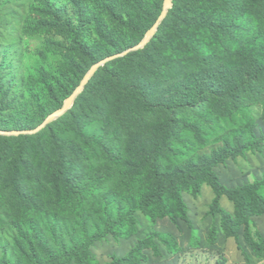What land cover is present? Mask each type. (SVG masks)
Listing matches in <instances>:
<instances>
[{
    "label": "trees",
    "instance_id": "obj_1",
    "mask_svg": "<svg viewBox=\"0 0 264 264\" xmlns=\"http://www.w3.org/2000/svg\"><path fill=\"white\" fill-rule=\"evenodd\" d=\"M72 2L75 19L69 18L60 25L67 29L63 30V34L70 47L65 48L62 46L64 43L56 41L37 52L42 59L60 54L62 59L69 62L67 75L70 79L65 82V74L57 75L46 68L39 69L36 81L28 86L22 99L24 103L20 105V110L27 111L21 122L23 130L37 129L51 114L61 109L93 65L137 46L161 16L165 0ZM41 4L47 9V14L55 18L50 0H42ZM173 4L157 34L139 51L146 57L145 61L133 63L130 58L133 54L121 58L128 60L124 67L108 71L102 82H98L95 76L85 92L110 85L131 90L127 83L136 71L156 67L168 56L181 55L182 49H186V53L194 56L198 63L209 62L214 51L227 57L235 54L240 63L247 62L246 66L242 65L245 81L233 87L221 70L215 78L188 76L173 90L171 97L160 107L164 115L174 112L164 123L160 145L153 147L150 159L144 151L139 154L143 160H147L152 173L145 183L141 182L144 180L141 177L143 172H123L118 184L107 188L104 193L102 189L105 183L113 179L116 171L84 165L79 168V161L69 160L64 149L58 146L57 165L50 185L43 188L36 184L30 186L32 173L27 180L23 177L24 169L31 171L29 163L16 159L9 173L17 208L16 215L10 221L17 233L14 250L18 257L14 264H95L91 247L105 238L110 233L108 230L116 229L117 237H128L134 231L133 213L136 210H140L152 223L156 219L170 217L167 199L175 202L181 218L187 220V206L181 194L187 192L198 196L203 184L209 186L214 194L211 214L220 216L224 237L237 240L242 229L243 240L253 255L260 258L264 254V239L256 233L260 240L257 243L250 230L254 225L253 218L264 216V179L227 188L220 183L214 171L230 159H244L248 154L261 151L262 142L253 132L255 127L246 111L244 94L250 90V70L254 64L262 71L264 81V0H173ZM73 23L78 25L76 33ZM109 64L115 65L117 62ZM254 91L259 93L257 96L264 106V91L258 88H254ZM58 94L63 96L60 101L56 100ZM215 98L219 102L218 117L230 119L225 121L220 137L216 139V142L222 143V147L214 150L211 160H207L206 155H200L197 163L193 157L198 148L196 143L179 141L172 145L171 139L182 127L195 132L199 140L197 143L202 139L200 146L205 147L208 131L216 125L212 121L203 122L200 118L213 115L211 111ZM48 99L57 101V107L36 118L34 106L41 108ZM187 109L192 110L191 115H187ZM160 148L162 152L159 155ZM116 153H110V157L113 158ZM166 154H170L175 168L163 165L161 156ZM176 182L179 184L176 185ZM222 198L232 203V212L222 208ZM86 204L88 208L80 233L75 227L65 230L64 226L53 223V218L62 209L79 212ZM101 210L103 218L96 220ZM66 233L71 234L66 239L58 235L62 237ZM154 238L169 254L179 250L171 234L157 232L140 239L124 257H113L109 264H141L147 260L145 250L161 256ZM244 258L247 260L245 255ZM0 264L10 262L2 257Z\"/></svg>",
    "mask_w": 264,
    "mask_h": 264
},
{
    "label": "rangeland",
    "instance_id": "obj_2",
    "mask_svg": "<svg viewBox=\"0 0 264 264\" xmlns=\"http://www.w3.org/2000/svg\"><path fill=\"white\" fill-rule=\"evenodd\" d=\"M41 3L42 0H0V131H26L21 129V122L27 111L20 110V105L24 103L22 99L26 89L36 81L39 69L46 68L57 75L65 74V82L70 79L67 75L69 62L62 59L60 54L42 59L37 52L56 41L64 43L62 46L65 48L70 47L63 34V30L67 29L60 25L69 18L75 19V6L72 0H50L54 18L47 14V9ZM72 27H75L76 33L78 25L73 23ZM36 30L39 32H35ZM69 31L72 33V28ZM139 51L131 53L133 63L145 61L146 57ZM186 52V49H182L181 55L168 56L156 67L136 71L127 83L131 90L111 85L91 92L84 90L67 114L37 134L0 136V258L4 257L10 264H14L18 257L14 250L17 233L10 225L17 212L16 197L12 192L9 176L16 159L29 163L31 171L24 169L23 177L27 180L30 172L32 173L30 186L36 184L43 188L50 185L49 181L57 165L58 146L64 149L69 160L79 161V168L84 165L88 168L99 167L116 171L113 179L105 183L102 189L104 193L107 188L118 184L123 172H143L141 177L144 180L141 182L145 183L152 173L147 160H143L139 154L144 151L150 159L153 147L160 145L164 136V123L174 115V112L164 115L160 107L171 97L173 90L188 76L215 78L221 70L233 87L245 81L243 66L247 62L240 63L235 54L227 57L214 51L209 62L198 63L194 56ZM120 59L112 61L117 62L115 65H110L112 62H109L108 66L99 69L96 77L94 76L97 81H104L108 71L127 64L128 60ZM250 71V90L245 92L244 98L246 111L254 123L253 132L262 142L261 151L248 154L244 159H230L225 165L214 169L220 183L227 188H236L264 179V106L257 96L259 93L254 91V88L264 91V81L257 64ZM62 97V94H58L56 100L60 101ZM57 101L48 99L41 108L34 106L36 118L55 110ZM218 103L215 98L211 117L206 115L200 118L203 122L212 121L216 125L208 131L205 147L200 146L202 139L197 143L199 140L195 132L182 127L171 139L172 145L179 141L196 143L198 148L193 157L197 163L200 155H206L207 160H211L214 150L222 147V143L216 142V139H219L220 130L230 118L218 117ZM186 111L187 115H191V109ZM113 152L117 153L111 158L110 153ZM161 152L160 148L158 154ZM169 156L170 154L161 156L163 165L175 168ZM171 173L172 171L169 174ZM181 195L187 206V220L181 218L175 202L170 199L166 200L170 217L156 219L154 223L140 210H136L133 213L134 231L128 237H117V230L113 229L108 230L110 233L105 238L94 243L91 253L95 264H109L113 257H124L140 239L157 232L171 234L179 250L169 254L158 239L154 238L161 256L145 250L147 260L141 264H264V254L260 258L253 255L243 240L242 229L237 240L224 237L220 228V216L211 214L214 194L209 186L203 184L198 196L187 192ZM87 204L79 212L62 209L53 218V223L64 226L65 230L75 227L80 233ZM220 205L229 212L233 211L232 203L226 198L221 199ZM89 212L92 214L91 210ZM99 218H103L102 210L98 212L96 220ZM253 221L254 225L250 230L253 239L259 243L257 234L264 239V216L255 217ZM58 235L66 239L71 234L66 233L62 237Z\"/></svg>",
    "mask_w": 264,
    "mask_h": 264
},
{
    "label": "water",
    "instance_id": "obj_3",
    "mask_svg": "<svg viewBox=\"0 0 264 264\" xmlns=\"http://www.w3.org/2000/svg\"><path fill=\"white\" fill-rule=\"evenodd\" d=\"M173 0H165L164 8L162 11L161 16L157 20V22L154 24V26L148 31L145 38L135 47L130 48L123 53L116 54L113 56H110L95 65L92 66V68L89 70V72L85 75L84 79L80 83V85L77 87V89L73 92V94L65 101L63 107L53 114H51L45 121L42 123L37 129L35 130H26V131H12V132H6V131H0V136H20V135H33L37 134L43 129H45L49 124L52 122L58 120L59 118L63 117L65 114H67L74 106V103L79 95H81L86 86L89 84L91 79L95 76V74L101 69L102 67L106 66L109 62H112L114 60L124 58L128 56L129 54L144 49L150 41L153 39V37L157 34L158 29L162 22L166 19L168 16L169 10L173 8Z\"/></svg>",
    "mask_w": 264,
    "mask_h": 264
}]
</instances>
